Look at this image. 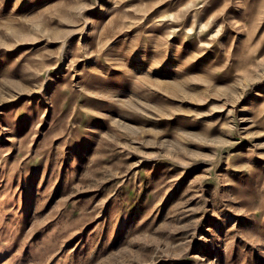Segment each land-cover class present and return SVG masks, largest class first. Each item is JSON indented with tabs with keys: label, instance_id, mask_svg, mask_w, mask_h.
<instances>
[{
	"label": "rangeland",
	"instance_id": "1",
	"mask_svg": "<svg viewBox=\"0 0 264 264\" xmlns=\"http://www.w3.org/2000/svg\"><path fill=\"white\" fill-rule=\"evenodd\" d=\"M0 264H264V0H0Z\"/></svg>",
	"mask_w": 264,
	"mask_h": 264
}]
</instances>
